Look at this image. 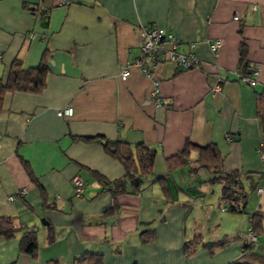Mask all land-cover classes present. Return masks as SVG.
<instances>
[{"label":"crops","instance_id":"crops-1","mask_svg":"<svg viewBox=\"0 0 264 264\" xmlns=\"http://www.w3.org/2000/svg\"><path fill=\"white\" fill-rule=\"evenodd\" d=\"M143 25L171 33L179 51L202 65L180 71L162 64L152 79L131 67L123 80L139 57ZM216 39L223 46L214 55L208 43ZM242 43L247 65L241 66ZM45 52V89L7 93L0 110V217L35 229L39 248L33 258L20 252V234L0 239V264H80L85 253L101 255L104 264H230L241 255L254 214L261 222L256 243L264 238V173L256 151L264 138L256 102L264 91V0H0V78L15 59L31 68ZM256 69L253 88L240 82L238 73ZM65 108L71 117L58 115ZM96 136L154 152L144 187L118 196L111 213L112 196L92 172L112 182L124 176L122 165L101 143L73 139ZM187 141L214 145L224 174H247L245 213L222 211L221 186L197 152L185 166L168 167ZM74 177L84 182L80 197ZM22 189L26 195L15 197ZM150 231L153 238L142 243ZM224 238L230 243L223 248L203 247ZM194 240L187 258L184 246ZM254 251L264 255V243Z\"/></svg>","mask_w":264,"mask_h":264},{"label":"trees","instance_id":"trees-1","mask_svg":"<svg viewBox=\"0 0 264 264\" xmlns=\"http://www.w3.org/2000/svg\"><path fill=\"white\" fill-rule=\"evenodd\" d=\"M243 63L247 65L245 49L242 43L240 65L242 66ZM254 71L255 70H252L248 74L238 73V75L240 78H250ZM48 73L49 63L47 52L42 55L38 65L31 68H24L21 61L15 59L9 69L7 78L5 80L0 78V110L2 108L4 96L7 93H41L46 87ZM256 102L258 119L264 126V91L256 96ZM73 139L84 143H101L106 154L118 161L124 169V176L112 182H108L102 176L98 175V173L92 172L96 180L107 187L103 188V191L109 192L112 196L113 205L106 213H111L118 209L115 203L118 196L140 192L141 184L145 177L150 174L152 168L154 152L151 149L142 143L131 145L119 140H104V138L100 136L74 137ZM194 151L197 152L198 155L197 162L212 171L213 178L211 182L221 186L220 200L224 208L229 213H245L248 193L244 191L243 181L247 177V174L240 172L224 174L221 170L220 153L214 145L209 144L200 146L187 141L184 148L178 154L167 159L168 167L176 169L185 166L189 162L190 155ZM29 175L31 174L29 173ZM135 180L138 181L137 186L131 185L130 182ZM128 184L131 186V192H128ZM260 223L259 215L254 214L250 221V228L256 237V227H259ZM47 227L49 228V226ZM17 234L21 236L19 241L20 252L35 258L39 248L37 231L24 225H16L11 217H0V239L9 240L14 238ZM153 234L154 232L152 231L142 233V243L146 244L149 237L153 238ZM50 240H53L52 235H50ZM198 242L194 240L193 243L185 244L184 248L187 258L192 254V245ZM228 243H230V241L224 238L216 242L204 243L203 247L211 252L218 248L225 247ZM254 246L255 243H252L246 238L240 257L230 264H264V255L256 253L254 251ZM76 261L80 264H104L103 257L94 253H85L76 259Z\"/></svg>","mask_w":264,"mask_h":264},{"label":"built area","instance_id":"built-area-1","mask_svg":"<svg viewBox=\"0 0 264 264\" xmlns=\"http://www.w3.org/2000/svg\"><path fill=\"white\" fill-rule=\"evenodd\" d=\"M73 0H62L63 5L71 4ZM81 1H94V0H81ZM235 21L239 20L238 16L234 17ZM139 38H140V54L139 57L131 64L127 65L125 70L121 74V78L125 80L129 76V69L131 67L137 68L142 75L152 79L153 70L162 64H170L180 71H188L193 68H197L202 63L196 58L193 53H182L179 51L180 43L179 41L171 34L166 32L162 28L153 27V26H140L139 28ZM223 46V41L221 39L212 40L208 43L209 50L212 54L216 55ZM192 49L193 45H189ZM258 71L257 69L253 72V75L250 78H240L239 80L242 84L249 87H254L257 83ZM154 82V87L157 86V82ZM219 91L218 87H215L211 90L213 96ZM152 96L155 99V106H162V100L158 95V91L154 88ZM73 114L72 108H65L59 111L58 115L60 117H71ZM227 141L230 142L231 139L227 137ZM258 157L263 166L264 173V138L258 142L256 148ZM74 188V195L80 197L83 192V182L78 178L74 177L71 181ZM258 194H261L263 188L259 187L256 189ZM26 195V190H20L15 197L23 198ZM11 196L8 198L9 201H13L15 198ZM226 209L223 208L222 211ZM247 238L252 243L257 242V237L253 233L252 229L248 230Z\"/></svg>","mask_w":264,"mask_h":264},{"label":"rangeland","instance_id":"rangeland-1","mask_svg":"<svg viewBox=\"0 0 264 264\" xmlns=\"http://www.w3.org/2000/svg\"><path fill=\"white\" fill-rule=\"evenodd\" d=\"M145 178H147V177H145ZM144 184H145V181H143V183L141 184V188L142 187H144ZM264 243V238H261L260 240H259V242L258 243H255V247H254V249L257 251V252H259V248L261 247V245Z\"/></svg>","mask_w":264,"mask_h":264},{"label":"water","instance_id":"water-1","mask_svg":"<svg viewBox=\"0 0 264 264\" xmlns=\"http://www.w3.org/2000/svg\"><path fill=\"white\" fill-rule=\"evenodd\" d=\"M130 184H131V185H135V186H137L138 181H137V180L132 181V182H130ZM42 224H44V225H48L47 222H46L45 220H42Z\"/></svg>","mask_w":264,"mask_h":264}]
</instances>
